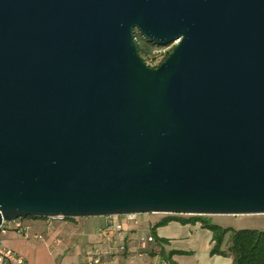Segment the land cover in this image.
Wrapping results in <instances>:
<instances>
[{
  "label": "water",
  "instance_id": "water-1",
  "mask_svg": "<svg viewBox=\"0 0 264 264\" xmlns=\"http://www.w3.org/2000/svg\"><path fill=\"white\" fill-rule=\"evenodd\" d=\"M144 213L264 215V0H0V227Z\"/></svg>",
  "mask_w": 264,
  "mask_h": 264
},
{
  "label": "crops",
  "instance_id": "crops-1",
  "mask_svg": "<svg viewBox=\"0 0 264 264\" xmlns=\"http://www.w3.org/2000/svg\"><path fill=\"white\" fill-rule=\"evenodd\" d=\"M158 215L162 214H138L137 224L125 215L25 219V233L12 225L0 240L4 247L21 255L25 264H84L97 249L108 264H233L229 255L211 254L213 232L201 222L171 221L156 229L154 242L143 243L142 238L153 235V226L163 218ZM211 219L215 224L232 227L215 217ZM116 221H122L124 229L116 234L110 250L99 230ZM228 238L224 249L229 246ZM118 244L124 245L125 251H119Z\"/></svg>",
  "mask_w": 264,
  "mask_h": 264
},
{
  "label": "trees",
  "instance_id": "trees-1",
  "mask_svg": "<svg viewBox=\"0 0 264 264\" xmlns=\"http://www.w3.org/2000/svg\"><path fill=\"white\" fill-rule=\"evenodd\" d=\"M138 51L143 60L150 67H158L166 58L160 56H152L155 51L160 50L156 44L147 42L142 35L137 36ZM167 44L160 47L163 48ZM147 59H146V58ZM158 61L159 64H148L147 60ZM163 218L157 222L152 228L153 236L156 234V229L160 226L166 225L171 221H179L183 224L201 222L203 227L210 229L213 232V247L211 254L215 255H229L233 258V264H264V229L254 228H233L223 227L213 223L211 217L205 215H175L164 214ZM32 219L33 217H28ZM23 219V218H22ZM75 219V218H66ZM229 237V246L224 249L226 238Z\"/></svg>",
  "mask_w": 264,
  "mask_h": 264
},
{
  "label": "built area",
  "instance_id": "built-area-1",
  "mask_svg": "<svg viewBox=\"0 0 264 264\" xmlns=\"http://www.w3.org/2000/svg\"><path fill=\"white\" fill-rule=\"evenodd\" d=\"M129 221H132L134 223H138V214H129L125 215ZM47 219H57V218H47ZM62 219V218H60ZM22 218L13 220V221H3L1 227H0V236L4 233H6L9 230L10 226H14L17 228L20 232L25 233L26 226L24 225ZM124 229V223L122 221H116L104 228H101L99 230L100 235L106 244L110 246V250L113 247L114 238L116 234L122 232ZM143 243H149L154 242L155 238L153 235H149L147 237L142 238ZM117 249L119 251H125L124 245H116ZM6 262H11L15 264H25L24 258L15 253L13 250L8 249L3 246L1 240H0V264H6ZM84 264H108V262L104 259V254L100 250H94L93 253H91Z\"/></svg>",
  "mask_w": 264,
  "mask_h": 264
},
{
  "label": "rangeland",
  "instance_id": "rangeland-1",
  "mask_svg": "<svg viewBox=\"0 0 264 264\" xmlns=\"http://www.w3.org/2000/svg\"><path fill=\"white\" fill-rule=\"evenodd\" d=\"M176 45L175 42H171L167 44L165 47L161 48L160 46L157 48H160V50H157L152 54V56H162L161 58H167L169 54L172 52ZM158 46V45H157ZM146 58V57H145ZM147 59V58H146ZM153 60H147L148 64L151 65H157L160 62V59L158 61ZM158 216H165L164 214L158 215ZM187 216V215H186ZM219 217H216L215 215H212L211 218H216V220L222 221L225 224H228L232 226L233 228H254V229H264V216L262 215H218ZM25 219L30 218H23L22 221H25ZM34 219V218H32ZM44 219V218H42Z\"/></svg>",
  "mask_w": 264,
  "mask_h": 264
}]
</instances>
